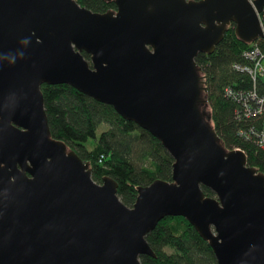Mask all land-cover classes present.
Returning a JSON list of instances; mask_svg holds the SVG:
<instances>
[{
  "label": "water",
  "instance_id": "95a60500",
  "mask_svg": "<svg viewBox=\"0 0 264 264\" xmlns=\"http://www.w3.org/2000/svg\"><path fill=\"white\" fill-rule=\"evenodd\" d=\"M112 1L95 12L0 0V264H141L165 215L184 217L216 264H264V175L220 143L195 61L231 23L247 43L264 38V0ZM43 83H67L150 132L173 158L171 180L138 186L125 205L113 179L94 181L51 136Z\"/></svg>",
  "mask_w": 264,
  "mask_h": 264
},
{
  "label": "trees",
  "instance_id": "16d2710c",
  "mask_svg": "<svg viewBox=\"0 0 264 264\" xmlns=\"http://www.w3.org/2000/svg\"><path fill=\"white\" fill-rule=\"evenodd\" d=\"M76 1L95 12L115 7L112 0ZM232 25L227 26L211 53L199 52L195 56L205 80L203 95L207 103L204 109L222 146L243 150L247 164L264 175V146L258 143L254 133L239 134L241 128L248 130L250 125L258 126L259 118L254 123L252 117L245 116L240 103L224 94L226 85L252 87L246 73L231 67L233 62L243 61L241 51L249 44L235 34ZM258 41L264 47V38ZM82 55L90 59L88 53L82 51ZM255 89L264 92L259 82ZM41 92L51 136L89 162L94 181L101 182L103 176L113 179L117 183V195L125 205L133 204L138 186L157 178L171 180L172 156L150 132L133 120L123 118L111 105L67 83H43ZM201 188L205 195H213L208 187L202 185ZM145 238L155 255L141 254V264H216L208 241L182 216L165 215Z\"/></svg>",
  "mask_w": 264,
  "mask_h": 264
},
{
  "label": "built area",
  "instance_id": "2783aa9c",
  "mask_svg": "<svg viewBox=\"0 0 264 264\" xmlns=\"http://www.w3.org/2000/svg\"><path fill=\"white\" fill-rule=\"evenodd\" d=\"M260 18H264V14L260 15ZM241 56L243 61L233 62L231 67L236 71L246 73L251 79L252 87L245 89L226 85L224 94L240 103L245 116L252 117L254 123L259 118L258 126L250 125L248 130L241 128L239 134L248 136V133H254L258 143L264 146V92L260 93L255 89L257 82L264 87V47L258 39L249 42L248 46L241 51Z\"/></svg>",
  "mask_w": 264,
  "mask_h": 264
}]
</instances>
